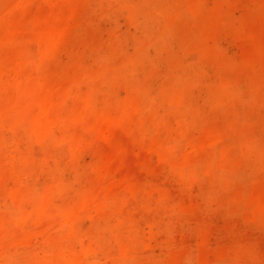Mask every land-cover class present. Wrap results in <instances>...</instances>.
I'll use <instances>...</instances> for the list:
<instances>
[{
  "label": "clouds",
  "instance_id": "9594fccd",
  "mask_svg": "<svg viewBox=\"0 0 264 264\" xmlns=\"http://www.w3.org/2000/svg\"><path fill=\"white\" fill-rule=\"evenodd\" d=\"M42 2L79 9L73 31L99 42L83 44L85 59L63 72L51 71L54 56L36 57L20 70L22 86L0 79V264H230L234 249L210 231L205 210L227 208L241 228L264 226V176L256 174L264 119L236 126L230 147L248 179L215 198L214 170L191 162L202 130L171 115L183 111L186 92L165 79L164 57L183 47L184 33L212 39L203 30L210 20L221 47L259 75L264 0ZM208 147L219 154L218 141ZM244 251L248 264H264L258 245Z\"/></svg>",
  "mask_w": 264,
  "mask_h": 264
},
{
  "label": "rangeland",
  "instance_id": "374dc122",
  "mask_svg": "<svg viewBox=\"0 0 264 264\" xmlns=\"http://www.w3.org/2000/svg\"><path fill=\"white\" fill-rule=\"evenodd\" d=\"M22 1L25 6L14 9ZM78 14L79 9L75 13L66 12L55 2L0 0V79L22 86L20 70L36 57L54 56L52 72L57 68L63 72L77 59L83 61L82 45L92 46L99 40L87 29L73 31ZM53 21L58 22V27H52ZM203 30L212 39L184 33L183 47L179 51L169 46L164 62L170 71L165 79L176 80L185 88L183 111L171 115L187 128L202 130L194 138L193 146L197 150L191 162L196 169L214 170L218 180L209 184V192L222 200L230 190H242L248 179V169L242 166L240 158L234 155L236 149L230 145L237 144V125L264 119V67L257 70L259 75L253 73L249 76L247 64H242L221 47L224 42L219 39L217 26L206 20ZM174 37L175 33L172 34ZM192 55L195 58L189 59ZM151 72L155 76L159 68L154 67ZM245 92L252 96L247 104L244 102ZM113 99L111 96H97L99 103L112 102ZM56 127L69 143H73V129L65 120L60 119ZM213 141L219 142V154L208 147ZM182 150L183 145L178 144L177 151ZM57 151L64 156L63 147ZM256 174L264 176V169L258 167ZM205 214L210 231L228 241L226 248L234 249L230 264H248L244 250L253 244L264 252V226L241 228L235 220H230L234 213L227 208L206 209Z\"/></svg>",
  "mask_w": 264,
  "mask_h": 264
},
{
  "label": "bare ground",
  "instance_id": "6f19581e",
  "mask_svg": "<svg viewBox=\"0 0 264 264\" xmlns=\"http://www.w3.org/2000/svg\"><path fill=\"white\" fill-rule=\"evenodd\" d=\"M18 5L14 9H16V8H18V9L23 8L25 6V3H24V1H22V3L20 2Z\"/></svg>",
  "mask_w": 264,
  "mask_h": 264
}]
</instances>
